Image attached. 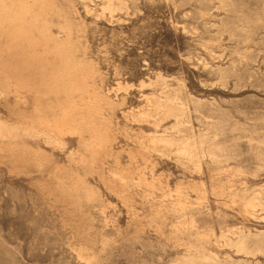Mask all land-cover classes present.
Returning a JSON list of instances; mask_svg holds the SVG:
<instances>
[{
    "label": "rangeland",
    "instance_id": "1",
    "mask_svg": "<svg viewBox=\"0 0 264 264\" xmlns=\"http://www.w3.org/2000/svg\"><path fill=\"white\" fill-rule=\"evenodd\" d=\"M0 264H264V0H0Z\"/></svg>",
    "mask_w": 264,
    "mask_h": 264
}]
</instances>
